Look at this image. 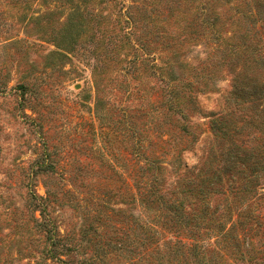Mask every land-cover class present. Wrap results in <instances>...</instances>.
Wrapping results in <instances>:
<instances>
[{"label":"rangeland","instance_id":"rangeland-1","mask_svg":"<svg viewBox=\"0 0 264 264\" xmlns=\"http://www.w3.org/2000/svg\"><path fill=\"white\" fill-rule=\"evenodd\" d=\"M261 86L264 0H0V264H264Z\"/></svg>","mask_w":264,"mask_h":264},{"label":"trees","instance_id":"trees-1","mask_svg":"<svg viewBox=\"0 0 264 264\" xmlns=\"http://www.w3.org/2000/svg\"><path fill=\"white\" fill-rule=\"evenodd\" d=\"M253 81H250V85H249V88L247 89V93H254L252 90H250L251 89V87L252 86H254L253 85ZM262 88H261V90L259 91V93L261 94V96L264 98V86H261ZM235 88H236V85H235ZM225 165H224V167H226V168H229V167H231L232 166V164H234V155H230L227 159H225ZM223 167V168H224ZM210 182H211V180L209 181V184H210ZM208 184V185H209ZM144 194V193H143ZM147 194V193H146ZM179 206L180 205H178V206H173L174 207V209L175 210H179L180 208H179ZM181 212V211H180ZM175 215H178V213H175ZM178 218L177 219H175V224H176V227L177 228H182V229H184L186 226H187V223H186V221H184V219H183V215L180 213L179 214V216H177ZM172 221L174 220L173 218L171 219ZM185 249H186V252L188 253L190 250H189V248L188 247H185Z\"/></svg>","mask_w":264,"mask_h":264}]
</instances>
